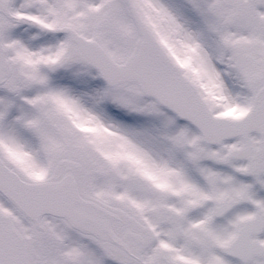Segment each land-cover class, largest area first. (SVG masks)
Segmentation results:
<instances>
[{"label":"snow or ice","instance_id":"snow-or-ice-1","mask_svg":"<svg viewBox=\"0 0 264 264\" xmlns=\"http://www.w3.org/2000/svg\"><path fill=\"white\" fill-rule=\"evenodd\" d=\"M0 264H264V0H0Z\"/></svg>","mask_w":264,"mask_h":264}]
</instances>
